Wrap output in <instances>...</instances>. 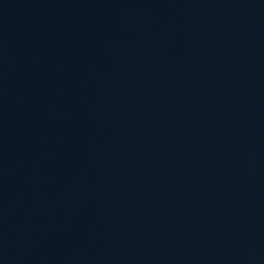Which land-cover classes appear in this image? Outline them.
Returning a JSON list of instances; mask_svg holds the SVG:
<instances>
[{"label": "water", "instance_id": "obj_1", "mask_svg": "<svg viewBox=\"0 0 264 264\" xmlns=\"http://www.w3.org/2000/svg\"><path fill=\"white\" fill-rule=\"evenodd\" d=\"M0 264H264V0H0Z\"/></svg>", "mask_w": 264, "mask_h": 264}]
</instances>
